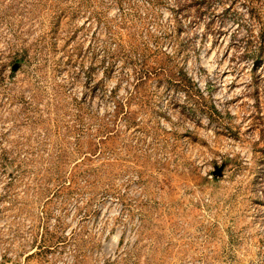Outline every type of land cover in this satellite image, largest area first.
I'll list each match as a JSON object with an SVG mask.
<instances>
[{"label": "rangeland", "instance_id": "obj_1", "mask_svg": "<svg viewBox=\"0 0 264 264\" xmlns=\"http://www.w3.org/2000/svg\"><path fill=\"white\" fill-rule=\"evenodd\" d=\"M0 264H264V0H0Z\"/></svg>", "mask_w": 264, "mask_h": 264}, {"label": "trees", "instance_id": "obj_2", "mask_svg": "<svg viewBox=\"0 0 264 264\" xmlns=\"http://www.w3.org/2000/svg\"><path fill=\"white\" fill-rule=\"evenodd\" d=\"M253 9H254V7H252V10H251L252 12H253Z\"/></svg>", "mask_w": 264, "mask_h": 264}]
</instances>
